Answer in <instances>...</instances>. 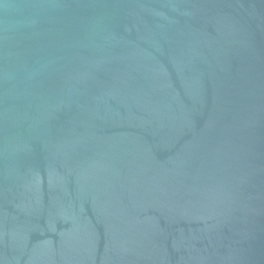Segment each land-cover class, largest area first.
Instances as JSON below:
<instances>
[{
  "label": "water",
  "instance_id": "water-1",
  "mask_svg": "<svg viewBox=\"0 0 264 264\" xmlns=\"http://www.w3.org/2000/svg\"><path fill=\"white\" fill-rule=\"evenodd\" d=\"M0 264H264V0H0Z\"/></svg>",
  "mask_w": 264,
  "mask_h": 264
}]
</instances>
